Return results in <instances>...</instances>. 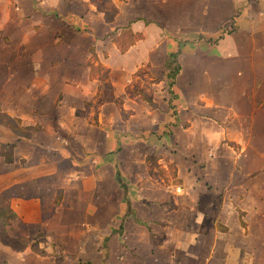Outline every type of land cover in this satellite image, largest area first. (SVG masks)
Returning a JSON list of instances; mask_svg holds the SVG:
<instances>
[{"label":"crops","instance_id":"1","mask_svg":"<svg viewBox=\"0 0 264 264\" xmlns=\"http://www.w3.org/2000/svg\"><path fill=\"white\" fill-rule=\"evenodd\" d=\"M110 1L0 0V264L261 262L264 0Z\"/></svg>","mask_w":264,"mask_h":264},{"label":"trees","instance_id":"2","mask_svg":"<svg viewBox=\"0 0 264 264\" xmlns=\"http://www.w3.org/2000/svg\"><path fill=\"white\" fill-rule=\"evenodd\" d=\"M104 4H100L98 0H91V2L96 6L97 10L104 13V19L106 22L110 23L112 21V13L114 12L111 1L110 0H103ZM124 33H129L130 28L125 27L123 28ZM126 46V43H119V48L124 49ZM178 58V53H174L168 56V58L164 61L162 67L159 69L153 70L155 73L160 74V79L162 78H167L171 80V84L175 81L179 71H180V66L177 61ZM156 80V81H158ZM172 94V92L170 91ZM7 119V116L4 114L0 113V125H3L5 120ZM16 131V135L20 137H30L33 132L36 131V128H18L14 129ZM14 214L8 210L7 208H0V226L5 227L8 223L9 220L14 219ZM1 235V234H0ZM3 236V235H1Z\"/></svg>","mask_w":264,"mask_h":264},{"label":"rangeland","instance_id":"3","mask_svg":"<svg viewBox=\"0 0 264 264\" xmlns=\"http://www.w3.org/2000/svg\"><path fill=\"white\" fill-rule=\"evenodd\" d=\"M19 1H21V4H22V7L24 6V4H25V1L27 2V1H31V0H19ZM34 1H36V0H34ZM98 2L102 5V4H104V1L103 0H98ZM17 13V12H16ZM15 13V14H16ZM56 28V27H55ZM64 27H62V29H63ZM124 35H126V33L124 34ZM94 70H95V68H93ZM97 69V71L99 72V76H101V77H103V73H104V71H103V73L101 72L102 70H103V68L101 69V68H99V67H97L96 68ZM102 73V74H101ZM147 73V72H146ZM145 74V72H140V76L142 77V78H147L146 76H148L149 78H151L153 81H156V80H158L161 76H160V74L159 73H155V72H153V73H147L146 75H144ZM167 79V78H166ZM169 82L168 83H170L171 82V80H169V79H167ZM150 80L147 78L146 79V82H149ZM140 82H138V84L135 86V88L137 87V88H139L140 87ZM139 90H140V88H139ZM145 90L143 89V90H141V92L143 93L142 94V97H145L146 98V96L144 95V92ZM110 92V90L105 86V89H104V93H105V95L103 96V98L104 97H106L107 98V95H108V93ZM95 107V106H94ZM195 125H196V127L195 128H193V135H191V139L192 140H195L196 142H197V145H196V148H195V150L193 151V152H191L192 154H194V155H197V156H199L200 158H202L203 160H205L206 159V157H207V154L210 152V151H207V143H206V139H203V138H201L200 137V133L199 132H201L200 131V129H199V126L195 123ZM195 134H197L198 135V137H196V135ZM190 139V140H191ZM191 140V141H192ZM204 140V141H203ZM188 149V148H187ZM187 149H185V148H183L182 149V152H181V154L180 155H183V156H186V157H188V156H191L190 154L191 153H189V152H187L186 150ZM184 150V151H183ZM213 150V153L215 154V156H218L219 154H220V151L219 150H215V149H212ZM197 152V153H196ZM259 166H261V164H259ZM263 169V168H262ZM169 171H170V169H169ZM170 174H172L171 173V171H170ZM262 175V174H261ZM263 176V175H262ZM217 205H218V201L215 203V207H217ZM214 209V208H213ZM212 213H213V210L211 211ZM240 218V221H241V224H242V219H241V217H239ZM243 225V224H242ZM257 230H260V232H259V234H260V236L259 237H256L255 239H259L260 240V242H263V239H264V226L262 225V226H259L258 228H257ZM0 234H2V230H1V228H0ZM6 236H8V235H6V233H4L3 234V238H4V240L6 239V240H8V241H10ZM254 237H255V235H254ZM5 240V241H6ZM6 243H9V242H6ZM10 244V243H9ZM12 245H14V244H12ZM9 246V245H8ZM234 252H236V251H234ZM235 254V253H234ZM238 254H239V252H238ZM236 255V254H235ZM260 255H261V252H260ZM81 257H80V260L79 261H86V260H84V259H86V257L85 256H83V255H80ZM238 257V256H237ZM262 257H263V260H261V262H258L257 263V261H248L249 262V264H250V262H251V264H255V262H256V264H264V253L262 252ZM84 258V259H83ZM236 260L237 261H240V260H238L237 258H236ZM234 261H235V257H234ZM263 261V262H262ZM180 264H189L191 261H178ZM85 264V263H84Z\"/></svg>","mask_w":264,"mask_h":264},{"label":"built area","instance_id":"4","mask_svg":"<svg viewBox=\"0 0 264 264\" xmlns=\"http://www.w3.org/2000/svg\"><path fill=\"white\" fill-rule=\"evenodd\" d=\"M177 191H179V189H177Z\"/></svg>","mask_w":264,"mask_h":264}]
</instances>
